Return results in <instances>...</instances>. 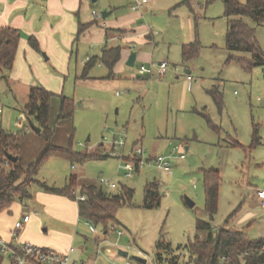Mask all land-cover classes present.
Returning <instances> with one entry per match:
<instances>
[{
  "label": "rangeland",
  "instance_id": "374dc122",
  "mask_svg": "<svg viewBox=\"0 0 264 264\" xmlns=\"http://www.w3.org/2000/svg\"><path fill=\"white\" fill-rule=\"evenodd\" d=\"M184 1L154 0L138 10L143 16L141 24L146 28V34H151L154 40L150 44L138 41L133 45V51L140 56L135 67H118L114 69L113 77L109 76V69L99 63L89 72V78L96 79L85 82L79 79L88 57L92 59L102 54L96 40L85 42L80 38L71 51L68 75L61 76L59 91H52L75 101L74 118L70 123L55 125L52 116V126L56 127L52 144L67 147L74 133L73 151L95 153L101 158L83 164L72 163L63 157L49 158L35 176L37 183L30 189L32 201L17 200L12 214L4 213L0 218V226L10 227L28 212L33 215L21 237L24 242L37 245L32 239L39 236L53 245L67 243L71 236L78 239L71 243L77 251L88 247L81 257L94 261L98 240L103 238L102 228L95 226L98 236L92 234L87 222L79 216L76 200L48 193L41 184L65 189L70 177L75 175L81 178L80 183L102 187L107 193L117 192L101 186V180H108L133 189L135 206H124L118 211L116 227L124 232V236L119 238L117 232L109 233V243L104 247L110 246L112 252H101L100 263L142 264L135 258L144 254L148 258L147 264H156L160 243L177 249L197 235L202 239L205 237L204 232L197 231L198 219L210 221L205 211L201 171L213 168L220 171L222 184L218 212L212 225L223 228L227 218L238 210L236 217L243 218V225L237 229L245 230L250 238L263 236L264 239V206L255 198L257 190H264V69H247L241 60L250 63L249 54H232L227 50L226 0L208 3L193 0L196 5H201L196 7V22L190 13L174 14L178 10L184 11V7L179 6ZM129 2L85 1L88 12L83 18L95 19L93 12L102 16L104 11L108 12L110 4L128 10ZM95 20L103 24L108 19ZM250 26L256 29L264 55V24L250 23ZM188 38L196 40L200 49L196 58L184 60L182 47L188 43ZM44 54L46 52L42 54L45 59ZM232 55L234 58L229 61ZM143 56L144 63H141ZM164 61L168 63V72L160 77L159 64ZM45 64L51 66L50 62ZM143 64L153 70L154 76L140 78L138 70ZM211 92L222 95V108ZM29 95L26 86L0 70V106L3 108L0 131L16 134L30 127L28 120H20ZM256 129L262 145L249 152ZM121 137L126 138V146L118 148L115 157L112 145ZM231 139L243 148L226 147L232 144ZM45 148L44 139L31 130L23 139V164L35 162ZM135 148L144 151L145 160L171 157L172 171L163 172L152 163L126 178L121 169L125 163L122 156L128 157ZM182 155L184 159H180ZM155 181L160 183L161 205L148 209L144 206L145 188ZM76 191L80 192V187ZM187 198L195 203L194 208L188 205ZM120 250L129 256L119 255ZM181 253L182 264L188 260V255L184 251ZM0 264H9V261L5 257Z\"/></svg>",
  "mask_w": 264,
  "mask_h": 264
},
{
  "label": "trees",
  "instance_id": "16d2710c",
  "mask_svg": "<svg viewBox=\"0 0 264 264\" xmlns=\"http://www.w3.org/2000/svg\"><path fill=\"white\" fill-rule=\"evenodd\" d=\"M182 5L189 8L196 22L197 14L194 1L185 0ZM199 7L201 6L199 5ZM224 17L228 21L227 50L232 54H249L251 56L250 63L241 60L247 69L250 70L252 67H262L264 69V55L257 40L256 29L250 26V23L259 26L264 24V0H246L245 2L226 0ZM94 24L95 22L90 24L80 23L75 42H78L83 33ZM20 39L21 33L17 29L3 28L0 30V70L9 72L13 69ZM29 43L35 51L41 52L35 37H30ZM199 49L197 41L184 45L182 50L183 59L196 58ZM121 53L122 48L120 46L110 49L105 48L100 57H94L85 64L83 74L79 79H89L90 70L99 63L109 69V76L112 77L114 68L121 60ZM233 58L232 55L229 61ZM212 95L219 107L222 108V95L219 92ZM54 98L59 100L55 125L70 123L74 118L75 101L73 99L62 94L55 95L43 87H33L31 89L23 112L41 130L39 134H36L44 139L46 148L38 159L27 167L24 166L22 158L23 139L27 133L31 132L30 127H26V130L16 134L4 130L0 131V214L9 212L17 200L31 198L30 187L37 183L35 176L49 158L63 157L72 163L82 164L89 160L101 158L100 155L95 153L80 154L73 151L74 133L71 134L67 147H58L52 144L56 132V127L52 126L51 123L52 101ZM208 121L212 126L211 120ZM214 129L218 130L215 126ZM231 141V145L227 144L225 146L243 148L234 139H231ZM261 145L262 142L256 129L248 151L252 152ZM7 155L17 157L18 161L16 163L10 161V165L6 166L5 162L9 160ZM201 173L205 193V211L210 221L198 219L197 231L204 232L206 235L203 239L197 235L193 241L177 249H173L170 244L160 243L158 253L155 256L156 264H181L182 251L187 252L188 255V260L182 264H264L263 238L252 239L244 231L234 227H213L212 221L218 212L222 176L220 171L213 168L203 169ZM79 180V177L72 175L65 189L51 188L46 184H41V186L48 193L68 196L76 201L73 191L80 187L79 193L86 196L85 201H77L80 218L94 226L101 227L104 232L109 231L111 227L118 224L117 214L122 207L135 206L133 203L135 191L131 188L121 184L118 186L117 192L107 193L102 187L80 183ZM161 198L160 183L155 181L147 184L145 188V208L155 209L160 207ZM237 211L227 218L226 225L236 218Z\"/></svg>",
  "mask_w": 264,
  "mask_h": 264
},
{
  "label": "crops",
  "instance_id": "0c3cea01",
  "mask_svg": "<svg viewBox=\"0 0 264 264\" xmlns=\"http://www.w3.org/2000/svg\"><path fill=\"white\" fill-rule=\"evenodd\" d=\"M97 1L98 0H93V3H96ZM153 1L154 0H152V3ZM129 5L130 8L128 7V11L123 10L122 7L119 9L115 4H110L111 7H109L108 12H111V15L107 18L108 20H106L105 23L100 24L94 18H91L90 20L83 18L84 14L88 12L84 0H0V30L3 28H13L19 30L21 33L14 66L8 73L16 82L26 86L29 89V94L33 87H43L50 92H58L59 90L57 87L59 86L58 83L62 80L61 76L65 74L68 75L69 72L72 58L71 51H73L77 43L75 42V39L78 33L79 24H90L93 22H95V24L86 30L80 38H83V41L85 42L91 39L96 40L95 42L101 47L102 53L105 48L110 49L120 46L122 48L121 60L114 69L123 66L128 67L127 62L133 52L132 46L137 45L138 41L142 44H150L154 40V37L151 34H146L147 30L141 24L143 16L138 11L132 10L131 1L128 6ZM179 6H183L184 11L178 10L174 12V14L190 13L192 17L194 16L187 6L182 4ZM194 7L195 9L196 7L198 8L199 4L196 5V3H194ZM175 9H178V6L175 7L174 10ZM86 34L88 35L86 36ZM30 37H35L37 39L42 52H37L31 47L29 43ZM81 39H79V41H81ZM187 40L188 43L184 45L196 42V40L193 41V38H188ZM43 52H46V54H44L46 55L45 59L42 55ZM139 57L140 56L137 53V61L139 60ZM143 59H145L144 56L141 58V63H144ZM46 62H50L51 66L48 67V64H45ZM52 66L54 69H52ZM187 74H189L188 71ZM92 79L96 78H89L84 80V82ZM54 94L61 95L57 93ZM62 95L64 94L62 93ZM58 108L59 100L54 98L52 101L51 112V115L54 118L57 115ZM0 113H3V108L1 106ZM20 120H27L23 111L21 112ZM186 150H188V147ZM25 166H28V164H25ZM257 192L258 190L255 192V198L258 204L263 206L261 200L257 196ZM32 198L31 195L29 200L32 201ZM13 207L14 206L11 207L8 213L12 214ZM4 213L0 214V218L4 216ZM18 220L20 219H16L15 223ZM242 222L243 218L236 217L228 225L225 224L224 228L234 227L237 229V227L239 228L240 225H243L241 224ZM15 223H12L10 227L0 226V239L10 240L12 238ZM29 224H27L21 232V237ZM262 225H260L261 228H263ZM241 231L246 233L245 230ZM263 234L264 232L262 235ZM261 238H263V236L257 239ZM32 240L39 246L43 245L41 247L53 249L60 253H68L73 248L71 243L78 239L71 238L70 236L67 243L57 242L53 245L43 237L39 236L34 237ZM44 245H51L52 247ZM87 250L88 247L86 246L80 251L75 249L72 254L73 259L91 261L81 257L84 256ZM74 256L76 258H74ZM1 261L2 256L0 254V262Z\"/></svg>",
  "mask_w": 264,
  "mask_h": 264
},
{
  "label": "built area",
  "instance_id": "2783aa9c",
  "mask_svg": "<svg viewBox=\"0 0 264 264\" xmlns=\"http://www.w3.org/2000/svg\"><path fill=\"white\" fill-rule=\"evenodd\" d=\"M88 3L93 2V0H85ZM132 3V10L138 11L142 9L144 6L152 3V0H130ZM210 0H203L204 3H208ZM93 16L95 19L103 18V15H98L96 12H93ZM90 59L88 58V61ZM168 72V63L166 61L161 62L159 64V76L163 77ZM138 75L140 78L154 76V72L150 67L146 65H141L138 70ZM188 80L191 81V77L188 76ZM120 95V93H117ZM126 146V138L121 137L114 141L112 145V155L117 156L116 150L118 148H124ZM125 163L122 164L121 169L125 171V177H132L136 172H139L143 169L147 164H156L157 168L163 172L170 173L172 171V160L169 156H159L150 160L144 159V151L141 148H135L132 150L128 157L122 156ZM185 156L182 155L180 159H184ZM10 160L5 162L6 166L10 165ZM101 186H107L111 191H116L118 185L116 183H111L108 180H101ZM73 195L76 197L77 201H85L86 196L79 193V191H73ZM258 198L261 200L262 205L264 206V190H258L257 192ZM32 214L25 212L20 220H18L15 224V228L12 234L11 240L0 239V254L2 258H7L9 264H101L99 260V255L101 252L106 251L107 253L112 252V248L110 246L104 247L105 244L109 243L108 235L110 232H117L119 238L124 236V232L113 226L107 232H102L103 238L98 240L97 245V258L94 261H82L75 260L72 257L74 248L70 250L68 253H60L53 249H48L41 247L39 245H35L30 242H24L21 239V232L24 230L25 226L29 224L31 221ZM89 231L98 236V231L96 227L87 222ZM123 251V250H122ZM264 251V247L262 248ZM129 255V253H128ZM143 258H147L146 255L141 254ZM127 264H132L131 262H127Z\"/></svg>",
  "mask_w": 264,
  "mask_h": 264
},
{
  "label": "water",
  "instance_id": "95a60500",
  "mask_svg": "<svg viewBox=\"0 0 264 264\" xmlns=\"http://www.w3.org/2000/svg\"><path fill=\"white\" fill-rule=\"evenodd\" d=\"M102 15H103V19L105 20V19H107V18L111 15V12L104 11V12L102 13ZM44 56H46V55H44ZM136 61H137V53L133 51V52L131 53L129 59H128L127 66H128V67H131V68L135 67V65H136ZM188 73H189V71H188ZM27 120H28V122H29L30 129H31L32 131H34L35 133L39 134V133L41 132V130H40V129L34 124L33 121L29 120L28 118H27ZM7 158H8L11 162H13V163H16V162L18 161V158H17V157H14V156H12V155H7ZM186 201H187L188 205H189L191 208H194L195 203H194L192 200H190L189 198H187ZM119 255H121V256H123V257H128V256H129L127 252L122 251V250L119 251ZM135 259H136L138 262L142 263V264H147V259H146V258H143V257H136Z\"/></svg>",
  "mask_w": 264,
  "mask_h": 264
}]
</instances>
